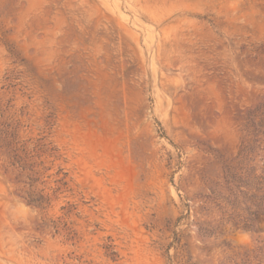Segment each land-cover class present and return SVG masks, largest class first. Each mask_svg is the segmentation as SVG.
<instances>
[{
    "label": "rangeland",
    "instance_id": "obj_1",
    "mask_svg": "<svg viewBox=\"0 0 264 264\" xmlns=\"http://www.w3.org/2000/svg\"><path fill=\"white\" fill-rule=\"evenodd\" d=\"M243 139L264 0H0V264H264V217L227 221Z\"/></svg>",
    "mask_w": 264,
    "mask_h": 264
},
{
    "label": "trees",
    "instance_id": "obj_2",
    "mask_svg": "<svg viewBox=\"0 0 264 264\" xmlns=\"http://www.w3.org/2000/svg\"><path fill=\"white\" fill-rule=\"evenodd\" d=\"M260 143H264V140L262 142L258 139L241 141L237 157L225 166L227 170L225 169L222 185L228 193L225 200L232 208L230 220L227 221H233L232 224L236 228L240 227L249 231H254L260 218L264 217V148L258 161L256 153L258 149H261ZM217 207L221 208L220 204ZM204 208L203 206L202 209ZM180 219H177V222ZM211 227V222H201L199 234L206 235Z\"/></svg>",
    "mask_w": 264,
    "mask_h": 264
}]
</instances>
